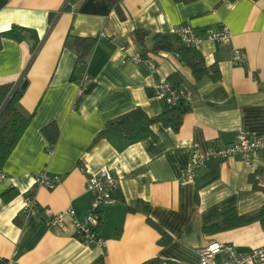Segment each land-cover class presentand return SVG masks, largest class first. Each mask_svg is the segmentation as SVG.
I'll return each mask as SVG.
<instances>
[{"label": "crops", "instance_id": "0c3cea01", "mask_svg": "<svg viewBox=\"0 0 264 264\" xmlns=\"http://www.w3.org/2000/svg\"><path fill=\"white\" fill-rule=\"evenodd\" d=\"M120 5L123 18L108 0H0V84L26 80L18 106L31 115L1 169L0 264H140L150 258L197 264V248L208 241L240 252L264 245V222L203 229L229 208L248 214L264 205V152L213 161L194 180L181 178L191 150L205 154L211 145L232 142L239 130L264 138V0ZM183 23L200 32L221 26L230 31L229 42L203 41L198 48L206 65L217 66V79L194 78L179 58L173 30ZM137 28L146 32L143 43ZM154 34L172 49L153 51ZM73 36L94 39L84 57L89 77L79 93L84 67L77 63ZM234 49L245 52L243 64L232 63ZM138 51L155 59L154 72L127 59ZM171 74L191 91L177 131L156 122L153 136L134 143L117 132L99 135L107 120L132 108L149 116L168 108L155 98L154 84ZM50 124L53 143L43 131ZM212 165L216 178L206 182ZM101 168L119 177L115 200L101 212L102 245L82 243L69 216H63L62 228L49 226V216L68 207L77 219L89 213L86 178ZM43 169L60 176L54 187L34 186ZM9 189L15 194L4 200ZM29 192L36 210L24 209ZM147 218L167 241H158L161 234Z\"/></svg>", "mask_w": 264, "mask_h": 264}, {"label": "built area", "instance_id": "2783aa9c", "mask_svg": "<svg viewBox=\"0 0 264 264\" xmlns=\"http://www.w3.org/2000/svg\"><path fill=\"white\" fill-rule=\"evenodd\" d=\"M178 41L185 46L198 50L203 41L215 43H227L230 41L231 33L226 26L215 30L200 32L187 23H183L173 30ZM102 35V34H100ZM124 49L123 46L120 47ZM138 51L130 54L127 59L135 64L146 66L151 72L157 69L155 59L149 54H142ZM232 63L243 64L246 61V54L241 49H234L231 56ZM78 64L84 67L79 78L78 93L81 86L88 79L85 60H78ZM154 96L162 101L167 107L179 104L189 105L191 91L186 86H174L169 80L160 77L154 84ZM249 152H264V138L250 136L245 130H239L235 139L223 145H211L205 154L191 150L185 166L181 169V178L191 181L196 177L198 170L205 168L213 161H220L230 157L243 158ZM5 174L0 171V180ZM60 181L59 175H52L41 170L34 176V186L54 187ZM119 177L107 168H101L90 172L85 182V190L90 194V210L81 219L74 216L73 210L68 207L63 212L54 213L49 216L48 225L58 228L64 226L63 216H69L73 221L76 237L84 244L96 243L102 245V240L97 236V230L101 222V212L104 206L111 204L115 199L113 194L118 190ZM24 209L26 211L36 210L34 192L24 195ZM199 259L197 264H264V245L251 248L246 252L238 251L232 244L208 241L197 248Z\"/></svg>", "mask_w": 264, "mask_h": 264}, {"label": "trees", "instance_id": "16d2710c", "mask_svg": "<svg viewBox=\"0 0 264 264\" xmlns=\"http://www.w3.org/2000/svg\"><path fill=\"white\" fill-rule=\"evenodd\" d=\"M108 2L114 8L116 14L120 18H123L124 15L120 5L121 0H108ZM25 31L26 30H23L24 34H26ZM134 33L138 41L143 43L146 32L137 28ZM153 40V51L172 49V45L168 43L161 34H154ZM93 43V38L73 36V44L76 49H78L77 63L78 60H84L86 53L91 48ZM178 44L179 46L175 48V51L181 61L190 68L194 78L199 79L203 75H208L212 80L218 78L219 71L215 64L206 65L198 50L190 46L182 45L179 41ZM141 53L146 54L147 51H142ZM168 78L174 86H178L175 80L173 81L174 74H171ZM13 87L14 84L11 82L0 84V171L6 158L26 128L31 116L24 114L20 110L18 101L22 94V90L15 88V90L11 93ZM9 95L10 97L8 98ZM7 98L8 100L6 101ZM188 109V105L179 104L177 106L168 107L159 114L149 116L142 108L135 107L107 120L103 129L99 132V135L106 136L117 132L121 133L126 138L128 143H134L148 136H153L154 134L152 132L151 125L156 122H160L162 125L171 127L173 130L177 131L181 123L182 115ZM53 126V124H50L43 129L44 133L48 134L52 143L54 142L56 135V133L52 131V129L54 130ZM204 178L206 179V182L212 181L216 178L215 165L210 166L209 171L204 174ZM14 194L15 190L9 189L5 191L1 197L4 200H7ZM147 221L160 232L161 237L158 241H167L165 232L149 218H147ZM253 221L264 222V205H261L257 210L248 214H238L234 208H229L223 212L219 222L204 226L203 229L208 231L223 230L226 228L246 225ZM160 262L161 259L159 258H150L140 264H159ZM167 262L168 264H172L170 261Z\"/></svg>", "mask_w": 264, "mask_h": 264}, {"label": "water", "instance_id": "95a60500", "mask_svg": "<svg viewBox=\"0 0 264 264\" xmlns=\"http://www.w3.org/2000/svg\"><path fill=\"white\" fill-rule=\"evenodd\" d=\"M26 80H19L15 85H14V87H13V89H12V91H11V93L15 90V88H19L20 90H23L24 88H25V86H26ZM11 93H10V95H11ZM10 95L8 96V98L10 97ZM8 98L6 99V101L8 100Z\"/></svg>", "mask_w": 264, "mask_h": 264}]
</instances>
